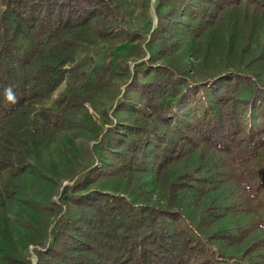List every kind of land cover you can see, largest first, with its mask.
<instances>
[{
    "label": "trees",
    "instance_id": "16d2710c",
    "mask_svg": "<svg viewBox=\"0 0 264 264\" xmlns=\"http://www.w3.org/2000/svg\"><path fill=\"white\" fill-rule=\"evenodd\" d=\"M154 9L157 25L149 43L159 39L161 51L171 55L178 44L177 26L186 17L191 56L205 75L190 81L183 62L177 67L142 61L133 72L124 62L108 63L94 70L99 82L114 70L121 77L130 74L137 105L129 106L133 117L127 124L107 117V127L92 145L97 158L52 204L51 228L40 249L33 250L35 264H264V240L250 228L219 226L221 211L231 208L224 202L231 200L227 188L239 182L243 194L251 190L248 179L237 174L242 167L255 173V194L264 191V69L253 68L256 60L263 64L264 0H157ZM115 15L106 0H0V73L2 64H26L35 97L54 90L57 71L66 73V89L56 103L59 114L41 112L36 118L46 139L60 130L82 128L76 114L85 99L74 87L84 72L78 63L64 66L73 63L90 32L127 43L139 39L118 31ZM25 39L39 55L25 56L22 63ZM143 44H136L141 53ZM231 48L239 66L228 70L214 63L213 50ZM254 52L255 58L240 64ZM42 64L51 71L45 85ZM243 112L253 114L258 124L244 127ZM5 143L0 173L7 174L3 190L9 193L24 162L13 142ZM148 166L165 202L133 205L123 195L87 188L98 180L128 184ZM185 196L193 199L188 197L193 220L173 207L177 197ZM236 249L239 254H233Z\"/></svg>",
    "mask_w": 264,
    "mask_h": 264
},
{
    "label": "rangeland",
    "instance_id": "374dc122",
    "mask_svg": "<svg viewBox=\"0 0 264 264\" xmlns=\"http://www.w3.org/2000/svg\"><path fill=\"white\" fill-rule=\"evenodd\" d=\"M111 4L116 16L118 31H123L127 38L138 36L135 42H121L119 39H100L95 31H91L87 41L82 42L73 55V63L64 66V69L78 63L81 65L79 72H84L74 89L84 99V104L76 114V120L81 123V129L60 130L53 137L46 139L39 130L41 122L36 121L41 112L56 116L60 108L56 105L66 89V73L57 71L55 81L59 83L54 90L44 97H35L33 82L28 81L27 65L16 67L2 64L5 68L0 73L4 78L0 81V150H4L5 141L11 140L21 153L22 162L20 178L9 186V193L4 192L3 182L6 173H0V264H24L27 261L35 264L36 257L33 250L40 249L39 244L46 240V234L53 221L52 204L59 203L63 187L71 185L82 173L84 165L97 158L98 151L93 150L99 135L107 127V117L113 123L127 124L133 116H130L129 106L137 105V95L133 89L131 75L119 76V71L108 73L99 82L93 79L92 73L97 67L112 63L113 66L126 63L129 70L134 71L138 63L151 62L153 64H175L183 62L190 70V81L197 83L205 74L199 68V64L191 56L190 42L185 37L183 17L177 26L178 44L171 55L161 51L158 40L149 43L150 33L156 28L157 15L155 6L157 0H106ZM143 44L141 53L136 44ZM264 46L263 40L260 45ZM38 48H34L32 42L26 39L20 43L22 63L25 56L39 55ZM264 50V47L261 49ZM41 53V50H40ZM214 63L226 69L230 66H239L237 60H233L235 51L229 52L220 49L213 50ZM258 53L245 55L240 61L244 65L248 58H255ZM264 55L263 53H260ZM47 56L46 52L42 57ZM39 60L40 57L38 56ZM47 60V59H46ZM253 68L264 69L263 64L257 62ZM48 62V61H47ZM46 62V63H47ZM42 68V83L45 85L49 67L44 64ZM115 68V67H114ZM208 73L212 72L210 68ZM21 74V75H20ZM20 75V77H18ZM140 77V74H139ZM32 94V95H31ZM119 104L117 105V103ZM241 123L244 127L256 126L258 120L246 112L242 113ZM19 139V140H17ZM95 165H100L104 155L98 157ZM251 185V190L243 194L239 182H235L228 195L230 201H224L230 206L223 212L220 219L222 227L232 229L234 224H240L250 228L255 236L264 240V191L256 195L257 181L255 173L249 166H244L237 173ZM230 177H233L231 175ZM238 177V176H236ZM88 189H97L111 194L125 196L133 205L141 203L165 202L160 194L148 166L141 174L134 175L130 183L125 181H91ZM10 192H15L10 195ZM189 197V196H188ZM188 197L176 199L174 208L183 211L193 220L191 210L192 202ZM193 200L192 198H190ZM233 207H232V203ZM63 204L66 201L63 200ZM239 204V207L236 205ZM69 210V207H67ZM236 249L233 254H239Z\"/></svg>",
    "mask_w": 264,
    "mask_h": 264
}]
</instances>
